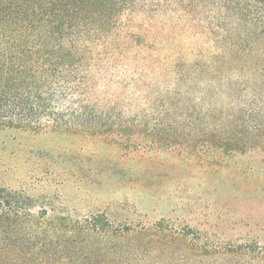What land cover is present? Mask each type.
Wrapping results in <instances>:
<instances>
[{
    "label": "rangeland",
    "instance_id": "374dc122",
    "mask_svg": "<svg viewBox=\"0 0 264 264\" xmlns=\"http://www.w3.org/2000/svg\"><path fill=\"white\" fill-rule=\"evenodd\" d=\"M133 2L136 11L123 15V32L108 48L109 68L95 71L97 100L119 103L125 117L201 98L211 77L203 69L253 68L254 0ZM236 26L233 44L221 39ZM229 52L250 54L225 60ZM0 188L28 199L35 217L179 236L172 254L154 252L158 264H264L263 148L227 152L177 141L131 151L112 139L0 130Z\"/></svg>",
    "mask_w": 264,
    "mask_h": 264
},
{
    "label": "trees",
    "instance_id": "16d2710c",
    "mask_svg": "<svg viewBox=\"0 0 264 264\" xmlns=\"http://www.w3.org/2000/svg\"><path fill=\"white\" fill-rule=\"evenodd\" d=\"M136 7L133 0H0V130L112 139L131 151L177 141L227 152L264 149V0L253 2V68L203 69L211 77L201 98L141 119L125 117L107 98L100 103L95 73L109 68L108 48ZM239 30L221 39L233 44ZM181 98L178 88L174 100ZM136 133L147 135V144L134 143ZM99 224L35 217L28 199L0 188V264H158L154 252L180 246L176 235Z\"/></svg>",
    "mask_w": 264,
    "mask_h": 264
}]
</instances>
